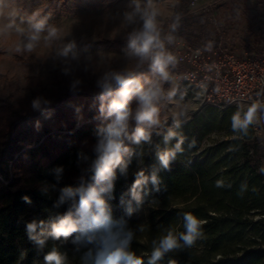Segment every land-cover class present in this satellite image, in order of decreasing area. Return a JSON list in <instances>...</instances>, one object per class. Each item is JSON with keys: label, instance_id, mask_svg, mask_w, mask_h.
<instances>
[{"label": "trees", "instance_id": "1", "mask_svg": "<svg viewBox=\"0 0 264 264\" xmlns=\"http://www.w3.org/2000/svg\"><path fill=\"white\" fill-rule=\"evenodd\" d=\"M186 1L178 0L175 13ZM183 36L189 45L202 49L216 48L224 39L212 37L208 28L196 20H191ZM107 42L118 48H131L127 41ZM241 45L247 46L242 41ZM98 98L90 97L92 101ZM233 109H225V114L231 115ZM225 114L221 116L216 107H206L203 116H192L158 136L152 133L150 142L127 144L129 153L124 156V163L115 169L114 177L101 197L113 221L125 222L126 228L132 231L130 248L142 257L144 264L149 262L154 240L158 241L168 230L177 234L184 231L183 215L186 212L206 221L202 225V238L191 247L168 252L156 264H264L263 148L256 141L252 123L246 132L234 130L233 116ZM89 118L92 120L79 127L69 123L49 129L41 141L18 152V156L24 154L31 159L49 156L46 164H33L32 179L40 186L13 189L12 183H5L9 177L8 168L4 170L0 166L4 178L0 179V201L3 202L0 206V264H45L44 256L53 248L66 254L67 264H84L82 257L91 245L75 243L79 233L72 234L67 240L48 237L41 248L29 238L26 225L33 220L44 221L43 229L38 228L35 234L46 233L50 230V220L68 210L70 204L67 202L56 206L62 189L51 192L50 188L93 183L90 169L95 152L84 150L79 142L89 137L97 139L99 129L110 120L96 115ZM169 131L176 135L165 143L164 137ZM214 134L218 137L212 138ZM50 139L60 143L56 153L47 145ZM181 139L180 150L169 167L163 168L158 153L174 149ZM85 158L83 177L69 178L67 172ZM140 162L152 167L141 166ZM57 168L63 169L59 176ZM139 173L149 180L142 186L137 201L130 190ZM153 174L157 178L155 183L151 180ZM150 198L155 200L157 207L150 211L143 224L129 217L139 202ZM137 234L145 241H140Z\"/></svg>", "mask_w": 264, "mask_h": 264}, {"label": "rangeland", "instance_id": "2", "mask_svg": "<svg viewBox=\"0 0 264 264\" xmlns=\"http://www.w3.org/2000/svg\"><path fill=\"white\" fill-rule=\"evenodd\" d=\"M177 2L0 0V166L4 170L8 168L6 184L12 183L13 189L41 185L32 179L33 164H46L49 156L31 159L24 154L18 156V152L41 141L49 129L69 123L79 127L91 121L89 116L92 115L110 120L100 111V97L92 101L85 94L101 89L100 81L105 75L134 71L144 86L157 79L150 61L141 64L131 48H118L107 42H129L134 32L143 29L145 13L156 12L163 50L175 58L169 65V78L162 82V95L156 102L159 124L152 127L151 133L157 136L175 121L192 118L189 116L192 113L189 104L170 89L172 83L178 82L184 69L177 61L174 49L177 42L180 48L186 42L183 34L191 20L206 26L212 37H223L225 45L233 46L230 36L234 30L239 31L240 38L252 36L255 32L264 35L262 0H187L175 13ZM129 15L131 20L127 18ZM40 21H44V28L37 34L39 39L30 41L29 36L34 32L32 25ZM53 29L55 35L50 34ZM29 43L33 45L30 51L25 47ZM17 47L20 51L16 50ZM65 49H69L66 55ZM35 99L42 101L41 110L32 107ZM137 106L138 102L133 99L130 104L133 112ZM235 114L233 109L231 115L225 116ZM134 127L135 121L132 120L130 129ZM216 137L217 134L212 135V138ZM256 141L263 148L264 168V144L257 138ZM96 143L97 139L92 137L79 142L87 151H94ZM47 145L56 153L60 143L50 139ZM86 162V158L78 161L67 172L68 177L73 180L82 178ZM139 165L152 167L142 162ZM0 179H4L1 173ZM61 189L62 185L50 188V191ZM155 207L157 205L152 198L139 202L129 217L143 224ZM137 236L140 241H145L144 237Z\"/></svg>", "mask_w": 264, "mask_h": 264}, {"label": "clouds", "instance_id": "3", "mask_svg": "<svg viewBox=\"0 0 264 264\" xmlns=\"http://www.w3.org/2000/svg\"><path fill=\"white\" fill-rule=\"evenodd\" d=\"M155 17V11L150 14L145 13L143 29L130 36L129 45L141 64L150 61L157 79L149 81L148 85L144 86L136 72L129 71L105 75L100 81L103 89L100 96V111L109 117L110 121L97 133L95 159L90 169L93 183H88L86 186L81 183L79 187L68 186L61 190L56 206L59 207L66 202L70 206L66 212L57 214L50 220V230L46 233L41 231L39 235L35 234L38 228L43 229L44 221L33 220L26 225L29 238L41 248L44 247L48 237L53 240L61 238L67 240L72 234L79 233L74 242L91 245L82 257L84 264H144L142 257L137 256L130 248L132 231L126 228L125 222L113 221L101 193L105 191L106 185H110L115 169L124 163V156L129 153L127 143L150 142L151 129L159 124L156 102L162 95V82L168 80V68L174 63L175 58L163 50ZM127 18L131 20L132 16L129 15ZM32 28L34 32L29 36V40L36 41L39 39L37 34L44 28V21L34 23ZM50 34L55 35V30L53 29ZM25 47L30 51L33 45L29 43ZM69 49H65V55ZM16 50L20 51V48L17 47ZM133 99L138 102L134 112L130 107ZM43 103L48 102L43 101ZM32 107L41 110L42 101L33 100ZM257 107L259 106L250 107L243 116L238 111L232 117L233 129L246 132L254 120ZM132 120L135 121V127L130 129ZM176 126L178 127L179 124L177 123ZM174 135H176L174 132L169 131L164 137L165 143ZM181 143L182 139L177 142L174 149H166L158 153L163 168L169 167L170 161L180 150ZM126 168L127 165L124 164V170ZM62 170V168L56 169L58 176ZM148 180L149 177H145L143 173L138 174L130 190L133 199L140 200L141 188ZM151 180L153 183L156 182L157 178L154 174ZM23 199L30 202L28 197ZM204 223L206 221L191 212L184 213V231L177 234L173 230H168L158 241L154 240L148 264H156L170 251L194 245L203 236ZM44 260L45 264H67L66 254L56 248L48 252Z\"/></svg>", "mask_w": 264, "mask_h": 264}, {"label": "built area", "instance_id": "4", "mask_svg": "<svg viewBox=\"0 0 264 264\" xmlns=\"http://www.w3.org/2000/svg\"><path fill=\"white\" fill-rule=\"evenodd\" d=\"M246 44L241 49L223 43L213 49L177 45L175 56L184 66L180 96L188 99L192 94L199 110L234 108L241 116L258 105L252 124L255 138L264 144V40Z\"/></svg>", "mask_w": 264, "mask_h": 264}, {"label": "crops", "instance_id": "5", "mask_svg": "<svg viewBox=\"0 0 264 264\" xmlns=\"http://www.w3.org/2000/svg\"><path fill=\"white\" fill-rule=\"evenodd\" d=\"M262 2L264 4V0H262ZM254 7H255V4H254ZM262 9H264V5H263ZM262 9H261V7H259V10H262ZM255 18H256V16H255ZM255 33L256 34H253L252 36H250V35H248L247 37L241 36V38H240L239 31L238 30H234L232 32V35L230 36L232 42L234 43L233 46L235 48H237V49H241L242 46H243V45H241V41L244 42V43H249V42H252V41L256 42V43H259V42H261V40H264V35H261V34H259L257 32H255ZM256 36H259V37H256ZM256 38H258V39H256ZM181 72L182 73H181L180 79L178 80L177 83H172L171 86H170V89H173L174 90V94H177L183 102H185L186 104H189V109L192 111V113H190L189 116H203V114H205L206 107L201 109V110H199V101L197 99H195L192 94H191L190 98H188V99L181 98L180 92L184 88V84L181 81L184 69ZM207 107H211V106H207ZM220 111H221V116H222L224 114L223 111H225V110H220ZM176 116H178V115H176ZM185 121H188V120H185ZM185 121H182V122H185Z\"/></svg>", "mask_w": 264, "mask_h": 264}, {"label": "water", "instance_id": "6", "mask_svg": "<svg viewBox=\"0 0 264 264\" xmlns=\"http://www.w3.org/2000/svg\"><path fill=\"white\" fill-rule=\"evenodd\" d=\"M114 87H118V86H114ZM103 89H99L96 91H91V92H85V94L89 97H100L101 93H102Z\"/></svg>", "mask_w": 264, "mask_h": 264}]
</instances>
